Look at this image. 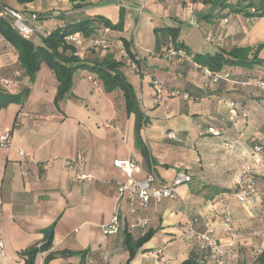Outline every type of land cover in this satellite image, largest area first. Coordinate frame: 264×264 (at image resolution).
Segmentation results:
<instances>
[{
    "label": "crops",
    "instance_id": "obj_1",
    "mask_svg": "<svg viewBox=\"0 0 264 264\" xmlns=\"http://www.w3.org/2000/svg\"><path fill=\"white\" fill-rule=\"evenodd\" d=\"M10 1L17 3V10L33 11L32 2ZM80 1L86 5L74 9L70 0H52L48 8L55 16L41 22V32L36 34L42 37L82 18L102 17L117 24L119 27L110 29V35L122 45L127 43L139 68L137 74L130 71L126 61L119 68L133 90L134 107L126 111L121 88L107 92L96 74L77 70L72 76V96L56 108L58 82L53 71L42 62L31 80L19 64L16 50L8 42L0 43V89L17 93L29 88L23 103L0 108V133L10 131L9 145L0 147V238L5 250L0 264H25L21 252L39 248L49 231V246L37 252L35 264H79L84 250L83 264H125L128 251L120 235L103 233L114 206L115 182L127 177L114 167V159L138 163L140 171L134 173L138 179L150 171L161 182L170 181L180 170L192 177L191 182L178 188L175 199L150 204L146 211L148 229L154 231L150 239L161 236L163 243L153 248L155 241L147 240L129 264H143L139 254L158 256L154 264L199 259L189 227L202 230L201 216L215 223L218 242L225 248L228 239L220 234L212 213L224 206L231 214L241 257L250 260L253 251L264 248V164L256 174L257 207L249 210L227 205L225 191L233 187L235 171L249 159L247 138H264V89L257 85L264 65L253 69L225 66L231 74L229 80L213 81L191 58L164 57L156 49L154 29L177 28V40L191 57L264 43V17L251 20L234 13L231 6L237 0H218L216 14L205 12L200 16L197 5L211 0ZM4 3L12 5L7 0ZM192 22L203 25L205 45H196L186 28ZM95 25L97 31L103 26ZM138 36L155 38V54L165 58V64L146 70L140 67ZM164 38V46L169 45L170 38ZM76 50L85 58L100 60L110 54L119 61L113 50ZM258 57L264 59V47ZM258 69L254 75L252 72ZM154 79L166 88L160 100L152 86ZM171 89L180 93L170 95ZM163 123L168 124L166 131L160 127ZM222 125L225 129L220 136L205 132L207 127ZM169 131H174L175 139L167 136ZM18 146L32 159H21ZM78 152L82 155V171L90 179L75 181L74 171L64 169L63 160ZM45 162H49L47 168L42 167ZM132 235L137 237L136 232ZM163 249L170 250L165 261Z\"/></svg>",
    "mask_w": 264,
    "mask_h": 264
},
{
    "label": "built area",
    "instance_id": "obj_2",
    "mask_svg": "<svg viewBox=\"0 0 264 264\" xmlns=\"http://www.w3.org/2000/svg\"><path fill=\"white\" fill-rule=\"evenodd\" d=\"M190 11H192L190 9ZM0 19L5 20L10 28L17 32L21 37L30 39V37L41 32V20L34 12L24 13L20 10L10 7L3 0H0ZM49 32H45V35ZM68 43L74 45L79 51L86 50H113L119 60H125L128 66L135 73H139V68L135 62H131L127 55L125 47L118 38L110 35V28L102 26L101 30L94 32L89 36H84L81 32L75 31L69 33L65 37ZM209 39V38H207ZM7 41L0 35V43ZM164 57L171 59L176 53L171 50L165 52L164 48L160 49ZM77 53V52H76ZM181 56L186 53L184 50H177ZM204 73H210L204 69ZM226 74L211 75L213 81L226 79ZM152 86L155 96L158 100L163 94L162 83L155 79L152 80ZM264 87L263 83H260ZM172 92V95H177ZM224 131V127H207L205 132L212 136H218ZM169 138L175 139L174 131L167 133ZM10 131L4 130L0 133V147L8 146L10 143ZM18 156L21 159H32V155L26 152L21 146L17 147ZM264 139L262 144L256 145L250 152L249 159L238 168L233 175L232 190L225 196L227 205H240L249 210L254 209L258 205L259 192L256 184L257 169L264 163ZM113 165L127 175L124 181L115 182V200L109 221L103 226L104 234H119L122 241L124 233H137L142 236L148 229L150 219L146 214L151 203H158L163 199H175L178 195V188L184 184L191 182L192 177L186 171H177L174 177L168 182H161L156 179L155 175L150 171L147 175L138 179L134 177V173L140 171V165L131 159H114ZM49 162L42 164L43 168H47ZM63 166L66 171H74L73 179L75 181H83L90 179L88 173L82 171V155L78 152L72 158L63 160ZM215 208L212 210L213 216L219 223L220 234L228 239L225 248H221L218 242L217 228L213 221L206 216H201L200 220L203 225L202 230H192L193 239L197 244L199 257L203 258V264H254V261H240L239 255V238L235 230L231 214L227 208ZM160 252V250H157ZM5 255L4 243L0 238V257ZM256 252L252 254L255 258Z\"/></svg>",
    "mask_w": 264,
    "mask_h": 264
},
{
    "label": "trees",
    "instance_id": "obj_3",
    "mask_svg": "<svg viewBox=\"0 0 264 264\" xmlns=\"http://www.w3.org/2000/svg\"><path fill=\"white\" fill-rule=\"evenodd\" d=\"M17 1L19 3H24L32 0ZM246 4L248 7L247 10L235 7L234 4L231 6L232 11L236 13H242L245 17L250 18L251 20L264 17V0H259V3L257 4L253 3L252 1H247ZM95 23L103 26H108L110 29H116L119 27L117 24H112L107 19H104L102 17L82 18L72 23H67L63 26L54 28L49 32V34L42 36V44L35 45L32 40L21 37L17 32L10 28L5 20L0 19V35L16 50L19 64L24 73L28 75L31 80L34 78V75L38 71L42 62L45 63L53 71L58 82L57 92L54 97V104L56 108H59L60 101L72 96L71 85L74 72L77 70H87L88 72L96 74L98 79H100L103 84V90L110 92L115 88H121L123 90V97L125 99L126 111L130 112L134 107V94L129 83L125 80L122 72L119 69L123 64V61H116L110 54H106L100 60L79 56L76 53L77 51L75 46L71 45V43L69 44L65 39L66 35L75 31L81 32L84 36H89L94 32H98L96 30ZM154 33L156 34L157 50L164 48L165 52H169L171 50L175 51L176 53L171 57V59L176 56L184 59L191 58L193 62L197 63L201 67H204V69H207V71L210 73V76L215 74H226V80H229L231 74L229 71L224 70L225 66L253 69L256 66L261 67L264 65V59L258 57V52L261 48L264 47V43H260L254 48L234 47L229 49L228 51L220 50L214 54L196 53L189 57L185 49L182 47L181 43H179L177 40V28H155ZM164 36H167V38L169 37L171 40L169 45H165L166 47L163 44L165 39ZM123 45L127 51L129 59L136 63L137 61L128 51L127 43L123 42ZM179 49L184 50L186 54L183 56L179 55L177 53V50ZM260 83L264 84V74L263 76L258 78L257 83L258 87L264 89V87L260 86ZM162 86L163 92H165L166 88L163 83ZM172 92H177L178 94L180 93L177 89L169 90L170 95H172ZM28 93V87L21 89L17 93H10L0 89V108L5 107L10 103H23L28 96ZM222 126L225 127L224 125ZM263 139L264 138L260 139L254 136L247 138L246 143L249 153L256 145L262 144ZM231 190L232 188L226 190L225 195ZM153 233L154 231L152 229H148L142 236L137 237H134L129 232L124 233L122 242L123 246L128 251V258L125 264H129L130 260L134 257L137 250L142 246L143 243L150 239ZM48 246L41 249L37 246H34L22 251L21 255L24 257L25 264H35V256L37 252L48 248ZM254 252L257 253L255 258L252 256L250 260H244L241 257L239 250L240 261L242 263L245 261H254V264H264V248L260 251H253V253ZM86 253V250L81 252L82 255L79 264H83V259ZM50 257L51 256L48 255L47 259H49ZM208 261L209 260L207 259L206 264L208 263ZM180 264H203V258L200 257L196 260L186 259Z\"/></svg>",
    "mask_w": 264,
    "mask_h": 264
},
{
    "label": "rangeland",
    "instance_id": "obj_4",
    "mask_svg": "<svg viewBox=\"0 0 264 264\" xmlns=\"http://www.w3.org/2000/svg\"><path fill=\"white\" fill-rule=\"evenodd\" d=\"M70 1H72L73 5H74V7H73L74 9L78 8L80 6L86 5V4H81L80 0H70ZM217 1L218 0H211V1L207 2L205 5H203L202 3H199L197 5V7H196L197 9H195V8L194 9L197 10L198 16L204 14L205 12L216 14L217 11H218V3H217ZM247 1H252L255 4L259 3V0L238 1L239 3L236 2L238 4H236L235 7H239V8H242L243 10H247L248 9L247 4H246ZM7 2H10V4H12V5H10L12 8H16V7H17L16 9L19 8L18 5L16 6L17 3H15V1L7 0ZM29 2H32L31 3L32 4V9H30V10H33V11H30V12H34L38 16H40V20L42 22L46 21L47 18L48 19H52L55 16V12L53 11V9L52 8H48V6L52 3V0H32V1H29ZM24 3H28V2H24ZM34 6L40 8V9L35 10ZM203 7H205V8L203 9ZM242 16H244V15H242ZM95 24H97V23H95ZM186 28L189 30V33L193 37V40H195L197 42L196 45L203 46L202 43H204V45L206 44V42L204 41L205 37H204V34H203L204 27H203V25L200 24V22H197V23L192 22V23H190V25H187ZM30 39L32 41H34L35 43H42V37H40L36 33L33 34L30 37ZM137 44L142 47V49L138 50V52L136 53L137 57L139 58V65H140L141 68L146 70V69H150L151 67L156 68L155 66H159V65L165 64V62H164L165 58L160 57V56L155 54V51H154L155 50V38L154 37L149 39V40H147L145 38H142L141 36L140 37L138 36ZM132 47H134V44H132ZM98 51H101V50L98 49ZM122 61L125 62L124 59ZM131 62H134V61L131 60ZM151 65H155V66H151ZM128 69L130 71L134 72L129 67H128ZM252 73L254 75L258 74L259 73V69H258V72L254 71ZM160 127H163L162 131H166L167 128H168V124L167 123H163V124L160 125ZM263 157H264V155H263ZM261 205H262L261 209L264 210V201L261 203ZM154 241H155V244L151 245L153 248L156 247V246H159V245L161 246V244L163 243V241L161 240V236H159L157 238H153L152 240L150 239L148 242L152 243ZM163 253H164V256L162 258L165 261L167 258L170 257V250L169 249H163ZM139 255H142L141 259H142L143 264H154L155 260H157V258H158V256H146L144 254H139ZM173 257H174V255H173Z\"/></svg>",
    "mask_w": 264,
    "mask_h": 264
},
{
    "label": "water",
    "instance_id": "obj_5",
    "mask_svg": "<svg viewBox=\"0 0 264 264\" xmlns=\"http://www.w3.org/2000/svg\"><path fill=\"white\" fill-rule=\"evenodd\" d=\"M50 240H51V231H49V236H48L47 240H46L44 243H42V244L39 246V248L41 249V248H43V247L48 246L49 243H50Z\"/></svg>",
    "mask_w": 264,
    "mask_h": 264
}]
</instances>
